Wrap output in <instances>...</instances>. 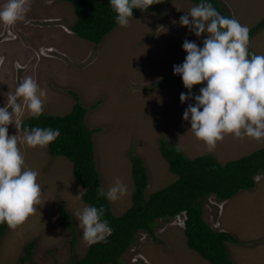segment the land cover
Segmentation results:
<instances>
[{
  "label": "rangeland",
  "instance_id": "1",
  "mask_svg": "<svg viewBox=\"0 0 264 264\" xmlns=\"http://www.w3.org/2000/svg\"><path fill=\"white\" fill-rule=\"evenodd\" d=\"M220 1L232 18L249 29L264 19V0ZM4 3L6 0H0V6ZM194 5L170 1L159 13H143L132 17L126 27L118 25L98 45L71 31L76 18L71 4L63 0H28L24 20L11 26L0 24V107L7 103V93H14L18 83L30 76L45 93L43 113L64 116L76 102L86 108V127L99 129L93 142L102 186L107 191L119 178L129 189L117 201H109L115 216L131 206L130 152L142 159L147 170V197L177 179L159 152L161 140L180 148L190 160L211 154L221 164L264 147V140L226 135L209 151L182 119L188 103H194L180 102V94L187 89L183 85L171 90L155 87L157 81L173 75L174 65L183 62L185 39L200 45L205 38L204 34L197 38L178 23ZM248 49L264 55V28L251 38ZM202 86H193L192 93L198 94ZM30 116L26 110L21 119ZM8 134L17 135L26 166L38 172L42 195L35 205L37 211L9 228L1 239L0 264H21L24 247L31 242H35L33 262L24 264H66L83 257L89 245L83 240L75 213L87 204L76 197L82 188L72 176V163L50 156L47 146H26L23 131L12 124ZM255 180L253 189L242 190L231 200L218 203L212 196L202 203L210 227L231 233L243 243H226L234 264H264V174ZM58 205L69 213L71 229L61 227ZM183 222V215L167 222L159 220L155 236L161 244L144 232L138 233L123 261L209 264L188 248ZM72 233L76 238L74 253L69 250Z\"/></svg>",
  "mask_w": 264,
  "mask_h": 264
},
{
  "label": "clouds",
  "instance_id": "2",
  "mask_svg": "<svg viewBox=\"0 0 264 264\" xmlns=\"http://www.w3.org/2000/svg\"><path fill=\"white\" fill-rule=\"evenodd\" d=\"M152 4L153 0H109L120 27L129 24L134 9L143 12ZM28 10V0H6L0 6V24L11 26L24 20ZM178 23L197 38L202 34L205 37L200 45L185 39L182 51L186 56L172 69L187 89L180 94V102L194 101L182 114L194 137L209 151L226 135L264 140V55L249 52V28L222 15L210 0H200ZM195 85H203L198 94L192 93ZM44 95L36 80L25 77L14 93H7V103L0 107V224L9 228L37 211L35 205L42 189L37 182L38 172L26 166L17 135H9L8 126L12 124L23 131V142L28 147H44L55 141L60 135L58 128L29 130L21 119L26 110L31 116L42 114ZM128 191L119 178L107 191L103 186L96 189L98 197L112 202ZM86 192L87 188L78 189L76 197L82 198ZM104 211L103 207L85 205L75 213L83 240L89 246L111 233L108 221L103 219Z\"/></svg>",
  "mask_w": 264,
  "mask_h": 264
},
{
  "label": "trees",
  "instance_id": "3",
  "mask_svg": "<svg viewBox=\"0 0 264 264\" xmlns=\"http://www.w3.org/2000/svg\"><path fill=\"white\" fill-rule=\"evenodd\" d=\"M73 8L75 22L71 31L80 39L98 45L118 24L109 0H63ZM175 0H153L146 10H133L132 17L143 13H159L162 6ZM198 4L200 0H183ZM224 16L232 17L220 0H210ZM264 28V19L249 29V41ZM179 76L172 75L155 83L158 89L171 90L182 86ZM76 97L75 94H72ZM77 99V98H76ZM87 109L76 102L72 110L64 116H52L42 112L39 117L30 116L22 121L23 127L59 129L60 135L47 145L52 157H64L72 163V176L87 192L81 198L87 205L104 208L103 219L111 227V233L103 240L88 246L83 257L66 264H127L122 256L136 241V235L144 232L155 242L159 220L169 221L184 216V235L189 249L196 252L209 264H234L228 254L226 243L243 244L231 233L216 231L203 217V201L214 197L218 203L231 200L242 190L255 187V178L264 174V147L244 155L237 160L221 164L211 154L188 159L180 148L164 140L159 143V152L168 164L169 171L177 179L172 184L148 195V174L142 159L129 153L133 187L131 206L120 216L112 213L109 200L98 197L96 189L102 186L96 167L93 134L99 129H89L85 125ZM60 225L71 229L70 215L62 205L57 206ZM9 227L0 224V241ZM69 242V250L74 253L76 238L74 233ZM35 242L26 244L20 263L33 262Z\"/></svg>",
  "mask_w": 264,
  "mask_h": 264
},
{
  "label": "crops",
  "instance_id": "4",
  "mask_svg": "<svg viewBox=\"0 0 264 264\" xmlns=\"http://www.w3.org/2000/svg\"><path fill=\"white\" fill-rule=\"evenodd\" d=\"M49 47H50V48H52V46H51V45H49ZM47 48H48V47H47ZM48 52H49V51H48ZM4 64H5V62L3 61V62H2V65H4Z\"/></svg>",
  "mask_w": 264,
  "mask_h": 264
}]
</instances>
